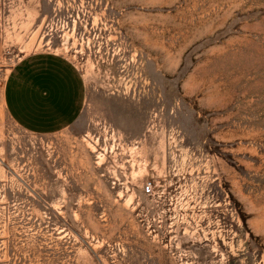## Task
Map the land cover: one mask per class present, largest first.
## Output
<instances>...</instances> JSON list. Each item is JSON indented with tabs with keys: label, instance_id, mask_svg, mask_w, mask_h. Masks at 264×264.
Returning <instances> with one entry per match:
<instances>
[{
	"label": "rangeland",
	"instance_id": "rangeland-1",
	"mask_svg": "<svg viewBox=\"0 0 264 264\" xmlns=\"http://www.w3.org/2000/svg\"><path fill=\"white\" fill-rule=\"evenodd\" d=\"M39 49L87 85L47 134L3 101ZM0 264H264V0H0Z\"/></svg>",
	"mask_w": 264,
	"mask_h": 264
},
{
	"label": "crops",
	"instance_id": "crops-1",
	"mask_svg": "<svg viewBox=\"0 0 264 264\" xmlns=\"http://www.w3.org/2000/svg\"><path fill=\"white\" fill-rule=\"evenodd\" d=\"M86 97V81L77 65L63 53L44 49L16 59L3 89L10 117L23 129L42 134L72 125Z\"/></svg>",
	"mask_w": 264,
	"mask_h": 264
},
{
	"label": "built area",
	"instance_id": "built-area-1",
	"mask_svg": "<svg viewBox=\"0 0 264 264\" xmlns=\"http://www.w3.org/2000/svg\"><path fill=\"white\" fill-rule=\"evenodd\" d=\"M152 187H153V181L152 180H147L143 183V192L146 194H149L152 192Z\"/></svg>",
	"mask_w": 264,
	"mask_h": 264
},
{
	"label": "water",
	"instance_id": "water-1",
	"mask_svg": "<svg viewBox=\"0 0 264 264\" xmlns=\"http://www.w3.org/2000/svg\"><path fill=\"white\" fill-rule=\"evenodd\" d=\"M183 123L188 124L189 123V118L188 117H184L183 118Z\"/></svg>",
	"mask_w": 264,
	"mask_h": 264
}]
</instances>
